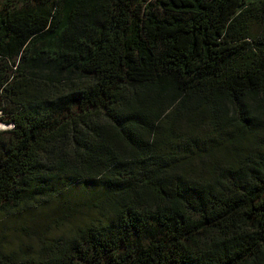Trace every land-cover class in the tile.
Here are the masks:
<instances>
[{
    "label": "trees",
    "instance_id": "trees-1",
    "mask_svg": "<svg viewBox=\"0 0 264 264\" xmlns=\"http://www.w3.org/2000/svg\"><path fill=\"white\" fill-rule=\"evenodd\" d=\"M1 123L0 264H264V0H0Z\"/></svg>",
    "mask_w": 264,
    "mask_h": 264
},
{
    "label": "rangeland",
    "instance_id": "rangeland-1",
    "mask_svg": "<svg viewBox=\"0 0 264 264\" xmlns=\"http://www.w3.org/2000/svg\"><path fill=\"white\" fill-rule=\"evenodd\" d=\"M7 125L4 124H0V129L2 128H6ZM51 209H54L55 204L51 203L50 204ZM55 212H52L51 215H54ZM26 217H29V215H26ZM37 217H40V215H37ZM22 220V219H21ZM28 220V219H27ZM26 220V221H27ZM19 222V220H17ZM25 221V222H26ZM18 222H14L13 224L10 225H4V229H3V238L4 240H6L7 242H9L10 244H17L18 240L20 238H22V230H21V224ZM28 225L23 224L24 226H27L29 231L31 233H33V231L35 232H56V230H52V229H56V225L54 222H51L50 219L43 217V221L39 218L35 221H28L26 222ZM64 228L66 229L67 226L64 225ZM57 233V232H56ZM24 238L26 237V241H28L31 245H35V240L33 236H23Z\"/></svg>",
    "mask_w": 264,
    "mask_h": 264
}]
</instances>
